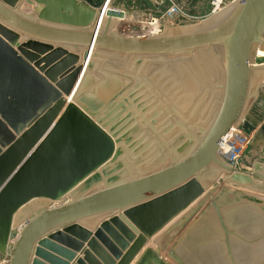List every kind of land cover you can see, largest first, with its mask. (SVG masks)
Returning a JSON list of instances; mask_svg holds the SVG:
<instances>
[{
    "label": "water",
    "instance_id": "obj_1",
    "mask_svg": "<svg viewBox=\"0 0 264 264\" xmlns=\"http://www.w3.org/2000/svg\"><path fill=\"white\" fill-rule=\"evenodd\" d=\"M108 1L0 0V260L7 264H68L85 241L73 264H129L148 237L202 193L200 175L212 163L226 173L224 181L264 193V163L245 170L218 153L223 135L242 119L251 73L261 69L254 61L264 48V0H238L212 25L141 36L109 31V19L124 11L106 7ZM22 2L36 18L19 11ZM20 33L27 38L20 40ZM63 44L81 47L80 60ZM92 47L93 57L135 55L134 66L144 55L216 59L217 109L189 151L127 175L114 126L132 115L130 100L117 96L93 118L76 98ZM253 128L252 144L264 148V120ZM67 192L59 204L18 211L34 198L52 201ZM102 213L106 217L92 229L81 223ZM150 258L167 264L150 247L135 264Z\"/></svg>",
    "mask_w": 264,
    "mask_h": 264
},
{
    "label": "rangeland",
    "instance_id": "obj_2",
    "mask_svg": "<svg viewBox=\"0 0 264 264\" xmlns=\"http://www.w3.org/2000/svg\"><path fill=\"white\" fill-rule=\"evenodd\" d=\"M195 1L199 3L194 9L201 11L196 12L198 13L195 14L196 17L184 18L181 21L171 23L170 15L167 16L165 13L166 10L164 8L160 9V7L158 10L148 0H111L112 7L122 8L124 13L120 16H112L110 24L113 27H116L117 24L118 26L128 27L126 30H120L119 28L118 30L116 28L110 30L129 35L127 34L130 33L128 31L133 30V28L137 31L139 28L135 26L140 23L151 22L152 17L158 20L157 23L159 22L158 34L186 25H204L213 15L200 16L199 13L202 14L208 6L207 0ZM163 11L165 15L159 18ZM127 14L128 16L123 18L122 21L117 19ZM143 32L145 31H142V34ZM136 34L141 35V32ZM108 54L102 53L93 57L95 64L92 67L97 66L100 70L109 67V75L106 74L97 78L90 74L91 76L86 77L79 99L89 107L99 106L105 103L108 98L109 104H111L117 96L122 95L127 96L130 100L131 103L128 106L132 115L121 117L114 126L117 129V136H119L117 143H120L123 147L119 156L122 158L125 168H127V175H137L156 169L170 163L172 161L171 154L180 157L189 151L198 141L199 136L204 133L217 109L220 93L216 91L219 89L215 85L216 76L214 74L212 77L207 75V78L203 79L197 74L195 79L196 88L191 92L185 86H181L180 81H176L177 77L171 75L167 66L175 61L168 60L167 56L144 55L142 60L134 66L135 55L126 57L110 51ZM256 61L264 63V56L257 57ZM163 64L165 69L161 68ZM197 65H200V62H197ZM263 71L258 68L251 73L247 97L242 110V119L236 124L238 137L235 140L234 138L237 136L235 135L232 140L236 145L232 157H235V154L239 152L236 158L231 159V162L241 169L251 168V137H253L251 131L254 130L253 127H256L260 120H264ZM121 85H124L123 90L116 97L111 98L114 91L117 88L119 89ZM130 91L131 96L128 94ZM245 120L254 123V126L251 129L247 128ZM189 138L192 140H189ZM232 146L234 147L233 144ZM258 152L264 156L262 146L258 149ZM220 157L228 161L224 155H220ZM222 174L225 176L226 173L215 163L210 164L201 173L202 183L212 185L209 189L215 188V192L207 191L209 195L207 196L208 193L204 195L196 205L186 210L182 218L178 220L181 226H184L185 223L189 225V221L199 217L202 212L201 210L199 213L198 210L201 208L207 209V204L215 201L217 204L222 205L225 209H221L220 216L217 213L214 214L211 210H205V213L200 214V216L207 215L208 221L211 222L210 237L205 247L199 246L200 242H198L197 236L193 239L194 242L186 239L185 234L191 231L188 230L189 232H187L186 230V233L179 231V233L184 234H179L181 238H178L176 235L180 225L176 226L177 229L167 232L169 226L158 237V246L156 245V251L165 263L209 264L213 261V259H210L211 256V258H219L222 263H224L225 258L227 264H251L250 242L252 237L256 236L255 240L253 239V241H256L264 234V193L251 190L234 182L224 181L223 176L221 177ZM101 184H105V182ZM97 186L98 184L94 187ZM245 195L253 198H248ZM35 201H38L39 205L42 203L43 206L49 202L48 199L43 198L32 199L25 203L19 211L26 213L27 209L31 207L29 204ZM229 203L232 204L228 205ZM42 205L37 207L36 210ZM180 220H182L181 223ZM241 222L242 224H240ZM243 226H245V230L240 228ZM250 227L254 235H251ZM239 233H244V235L239 236ZM235 234H237V237ZM260 241H264V239L261 238ZM242 242L243 246H241ZM188 244L190 253L183 254L182 252ZM245 247L248 250L245 253L247 258H243L242 255L236 253V250L245 249ZM177 249L181 251H177ZM170 250L173 251L172 254H169ZM218 253L221 256H218ZM234 258H237L239 262L236 263ZM258 264H264V259H260Z\"/></svg>",
    "mask_w": 264,
    "mask_h": 264
},
{
    "label": "crops",
    "instance_id": "obj_3",
    "mask_svg": "<svg viewBox=\"0 0 264 264\" xmlns=\"http://www.w3.org/2000/svg\"><path fill=\"white\" fill-rule=\"evenodd\" d=\"M108 6L109 7H112V5L110 4V1H109V4H108ZM107 6V7H108ZM24 7H27L26 9L24 8ZM19 11H21L22 13H25L26 15H29V16H31V17H37V15H36V12H34V11H32L27 5H25L24 4V2H22L21 3V5L19 6ZM122 9V8H121ZM128 16V14L126 15V16H124V17H119V18H117L119 21H122V19L123 18H125V17H127ZM106 18V17H105ZM110 20V19H109ZM115 25V24H114ZM110 26H111V29H113V25L112 24H110ZM110 26H109V31H110ZM25 38H27V36H24L22 33H20V37H19V39L20 40H22V39H25ZM63 46H65L67 49H69V50H71V51H76L77 52V54H78V56H79V60H80V58H81V47H77V46H73V45H66V44H63ZM48 52H49V50H46V51H44L43 53H39V56L40 57H43V56H45L46 54H48ZM104 53H106V54H108L109 52H104ZM109 55V54H108ZM95 57V56H94ZM94 59V58H93ZM42 64V63H41ZM93 64H95L94 62H93ZM93 64L92 65H90V66H88V68H87V70H86V73H85V76H84V78H83V80H82V82H81V84H80V86L78 87V89H77V92H76V98H77V100L81 103V104H83L82 103V101L79 99V95L81 94V91H82V88H83V83H84V81H85V79H86V77H89V76H91L92 74L95 76V77H97V78H99V77H102V76H104V75H109V67L107 68V69H103V70H100V68L98 69V67L97 66H95V67H92L93 66ZM92 67V68H91ZM164 68L165 67V65H162L161 66V68ZM165 69V68H164ZM167 69L169 70V72L171 73V75H173V76H175V77H177V79H176V81H180V83H181V86H185L186 87V89L188 90V91H194V88H196V83H195V78L190 74V72L182 65V64H174V65H169V66H167ZM166 69V70H167ZM167 70V71H168ZM165 71V70H164ZM41 72H43V71H41ZM91 74V75H90ZM121 88V89H120ZM120 88L118 89H116L115 91H114V93H113V95H112V97L111 98H113L114 96H115V94L117 93V92H119V91H122L123 90V88H124V85H121L120 86ZM62 96L63 97H65L66 98V95L62 92ZM122 96H124V95H122ZM110 98V99H111ZM114 102V101H113ZM112 102V103H113ZM111 103V104H112ZM131 103V102H130ZM111 104H109V98L106 100V102L105 103H102L101 105H99V106H96V107H89V106H87V105H84L83 104V106L85 107V108H87V110L91 113V115H93V118H95V117H97L98 115H100L101 113H103L107 108H109V106H111ZM128 108H129V106H128ZM60 112H61V110H60ZM125 116V115H124ZM124 116H120L119 118H117L116 120H120L121 119V117H124ZM117 121V122H118ZM262 120H260L257 124H259L260 122H261ZM255 130V129H254ZM253 134H254V132H253ZM251 146H252V151H251V153H250V155H251V161H250V164H253L254 163V161L255 162H259V163H264V156L263 155H260L259 154V152H258V149H260V147H261V144L259 143V144H257V145H255V144H252V142H251ZM2 148H4V147H2ZM262 167H260V169H261ZM251 169V168H250ZM245 170H249L248 168H245ZM261 170H263V169H261ZM204 185V192L202 191V193H200L198 196H196L192 201H190L184 208H182L179 212H177L173 217H171L164 225H162L157 231H155L150 237H149V239H148V242H147V244L144 246V248L140 251V253L135 257H133L132 258V260L129 262V264H135L136 262H137V260L139 259V257L145 252V250H146V248L147 247H150V248H155V250H157V247H156V245H157V242H158V237H160L161 235H162V233L169 227V226H171V225H173L174 223H176V222H178V220L179 219H181V217H182V215H183V213L186 211V210H188L192 205V203L194 202V200L197 198V197H200L202 194H205V193H207V191H208V189L212 186V185H205V184H203ZM34 199H40V197L39 198H34ZM42 199V198H41ZM43 199H45V198H43ZM31 201V200H30ZM195 204V203H194ZM194 204H193V206H194ZM42 205V204H41ZM196 205V204H195ZM41 208V207H40ZM39 208V209H40ZM30 210H36V208H34V207H31L30 208ZM19 211V210H18ZM205 213V212H204ZM203 214V213H202ZM27 215H29V214H27ZM106 215H107V213H102V214H99V215H93V216H91V217H88V218H86V219H83L82 221H81V223L82 224H84L86 227H88V228H94V227H96L97 225H98V222L101 220V219H103V218H105L106 217ZM210 221H208V219H207V215H203V216H200V214H199V217H197V218H193L192 220H190L189 221V225H188V223H185V225L183 226H180L179 227V229H178V233H177V237L179 238L180 236H179V234H184V233H186V230H187V232H189V231H191V232H189L188 234L186 233L185 234V236H186V239H190V240H192L193 241V239H195L196 238V236H197V238H198V242H200L199 244V246H204L205 247V245H206V243H207V241H208V239H209V231H210ZM203 224V225H202ZM240 224H242V222L240 223ZM187 225H188V227H187ZM201 226V227H200ZM59 228H61V227H59ZM239 228V227H238ZM241 229H242V227H240ZM189 230V231H188ZM179 231H182V232H184V233H179ZM251 235H254L253 234V230L251 229ZM240 235L239 236H242V235H244V233H239ZM173 236V235H172ZM235 236L237 237V234H235ZM258 236V235H257ZM176 237V238H177ZM256 237V236H255ZM254 236L252 237V241L250 242V248H251V252H252V262H251V264H258L259 263V261H260V259H264V241H260V239L262 238V239H264V234L263 235H261V237L260 238H257L256 239V241H253V239L255 238ZM181 238V237H180ZM203 240V241H202ZM255 240V239H254ZM206 241V242H205ZM245 241V240H244ZM243 241V242H244ZM194 242V241H193ZM243 242L241 243V246H243L244 244H243ZM255 242H257V243H255ZM158 246V245H157ZM86 247V241L84 242V244H83V246H82V248L80 249V250H76L75 251V255H74V257L72 258V259H68V264H73L75 261H76V259H77V257H82L83 256V249ZM179 249H177V251H178ZM179 251H181V250H179ZM248 252V250L246 249V247H245V249H240V250H236V253H238V254H240V255H242L243 256V258H247V256H246V254L245 253H247ZM161 253V252H160ZM183 254H185V253H190V251H189V244H188V246H187V248L186 249H184V251L182 252ZM159 254V253H158ZM33 256H35L34 254H33V252L31 253V256H30V258H32ZM256 257V259H254ZM134 259V260H133ZM235 259V262L236 263H238L239 262V260H237V258H234ZM240 259H241V257H240ZM44 262H47L46 260H44V259H42ZM150 260V262H154V260L152 259V258H150L149 259ZM226 262V261H225ZM47 264H51V263H49V262H47ZM153 264V263H152Z\"/></svg>",
    "mask_w": 264,
    "mask_h": 264
},
{
    "label": "bare ground",
    "instance_id": "obj_4",
    "mask_svg": "<svg viewBox=\"0 0 264 264\" xmlns=\"http://www.w3.org/2000/svg\"><path fill=\"white\" fill-rule=\"evenodd\" d=\"M109 1H111V0H109ZM109 1H108V3H107V5H106V7L108 6V4H109ZM24 4L25 5H27L30 9H31V5H29L28 3H26V2H24ZM233 5V3L232 4H229V5H227L226 7H224L223 9H221L220 11H218L217 13H215V14H213V16L211 17V19H209L208 21H207V23H205L204 24V26H207V25H212L213 23H215L218 19H220V17L226 12V11H228V9H229V7L230 6H232ZM25 9L27 8V7H24ZM27 10V9H26ZM32 10V9H31ZM33 11V10H32ZM223 13V14H222ZM105 10L103 11V16H102V18H104L105 19ZM127 21V20H126ZM157 19H153L151 22H144V23H140V24H138L137 26H135V27H137V28H139L137 31H135V28H133V30H131V31H128V32H130V33H127V34H129V35H135L136 33H140L141 32V35H142V31H145V32H143V35H145V34H148V35H154V34H158V31H159V28H158V23H157ZM124 24V23H123ZM116 26V25H115ZM128 27V26H127ZM126 26H118V24H117V26L116 27H113V28H116L117 30H118V28L121 30V29H125L126 30V28H127ZM134 27V26H133ZM132 28V27H131ZM110 29H111V26H110ZM111 31V30H110ZM163 32V31H162ZM141 35H135V36H141ZM94 50H95V47H92V49H91V51H90V53H89V55H88V58H87V60H86V65H85V70H84V73H83V75H82V78H81V81H80V84H81V82H82V80H83V78H84V76H85V73H86V70H87V68H88V65H89V62L92 60V58H93V55H94ZM256 56H258V57H262V56H264V48H258L257 49V51H256ZM200 57V58H199ZM203 59V57L202 56H200V55H194L192 58H189V59H187L186 61H181V60H175V62H171V65H174V64H182L189 72H190V74L196 79L197 77H196V75L198 74L200 77H202L203 79L206 77L207 78V75L210 77H212V76H216L217 77V70H216V68H217V65H216V59H213V60H211L210 59V56H208L207 54H206V57H205V61H203L202 60ZM197 60H199V61H197ZM197 62L199 63L200 62V65H197ZM255 64H257L256 66H260L261 67V70H263L262 68V66H264V63L262 62V63H259V62H257L256 61V59H255ZM164 65V64H163ZM264 72V71H263ZM262 72V74H263V76H264V73ZM214 74V75H213ZM218 93H220V90L219 89H217L216 90ZM68 98V97H67ZM254 124V123H253ZM252 133L254 132V130L253 131H251ZM238 134V128H237V126H236V124H232L231 126H230V128H229V130L227 131V133L226 134H224L223 135V139L222 140H220V143H219V146H218V153H219V155H224L225 157H227V159H229V158H232V156H234V150H235V148H236V145L232 142V140H233V137L235 136V135H237ZM252 138V137H251ZM232 144L234 145V147L232 146ZM237 154V153H236ZM235 154V155H236ZM223 176V174L221 175V177ZM103 182H105L104 181V179L102 180V181H100L98 184H101V183H103ZM211 189H209L208 190V192L210 191ZM204 192V191H203ZM207 192V193H208ZM215 192V188H213L212 190H211V193H214ZM207 193H205V194H202L200 197H197L195 200H194V202L191 204L192 206H193V204L195 203H198L200 200H201V198L204 196V195H206ZM211 193H210V195H211ZM209 195V193L207 194V196ZM70 197V194L67 192L66 194H64L62 197H60V198H58V199H56V200H52V201H49L51 204H53V205H56V204H59V203H61L63 200H65V199H67V198H69ZM36 204V205H35ZM42 204V203H41ZM41 204L39 205V202L38 201H35V202H31V204H29V205H31V207H34V208H37V207H39V206H41ZM194 204V205H195ZM230 204H232V203H229L228 205H230ZM208 206H207V209H200V210H198L197 212H199L200 213V211L202 210V212L200 213V214H202V213H204L205 212V210H211L214 214H219V216L221 215V213H220V211H221V209L223 208V206L222 205H219V204H217V202H211V203H209V204H207ZM227 205V206H228ZM191 206V207H192ZM30 207V208H31ZM190 207V208H191ZM226 207V206H225ZM215 210V211H213V210ZM223 209H225V208H223ZM28 210V209H27ZM247 210V209H246ZM249 211V210H248ZM252 211V210H251ZM21 212V211H20ZM22 213V212H21ZM212 215V214H211ZM239 215V214H238ZM183 216V215H182ZM182 218V217H181ZM239 220V219H238ZM182 222V220H180V223ZM178 225H180L179 224V222H176V223H174L173 225H171L169 228H168V231L167 232H171L173 229H177V227L176 226H178ZM203 225V224H202ZM181 226V225H180ZM179 226V227H180ZM176 227V228H175ZM178 227V228H179ZM201 227V226H200ZM243 228V230H245L244 228H245V226H243L242 227ZM250 229H251V227H250ZM148 239H149V237L147 238V240H146V242L143 244V246L139 249V251L136 253V255H135V257L140 253V251L144 248V246L147 244V242H148ZM203 241V240H202ZM206 242V241H205ZM216 246V245H215ZM218 256H221V254L220 253H218ZM210 259H213V261H211L209 264H227L225 261H227V259H225L224 258V263H222L221 261H220V259L219 258H216V257H214V258H211V256H210ZM134 260V259H133ZM223 260V259H222ZM7 258H2L1 260H0V264H7ZM157 264L156 262H150V260H145L142 264Z\"/></svg>",
    "mask_w": 264,
    "mask_h": 264
},
{
    "label": "built area",
    "instance_id": "obj_5",
    "mask_svg": "<svg viewBox=\"0 0 264 264\" xmlns=\"http://www.w3.org/2000/svg\"><path fill=\"white\" fill-rule=\"evenodd\" d=\"M148 1H150V3L158 10L159 7L160 9L164 8L166 10L165 11L166 15L167 16L170 15L169 19L171 23L174 21H181L184 18H191V17L194 18L196 17L195 14H198L196 12H201L200 10L198 11L194 9L196 5L199 3L198 1L195 0H148ZM236 1L238 0H207V5H208L207 8L203 10L202 14L199 13V15L202 17H208L214 13H217L227 5L235 3ZM165 13L163 11L162 15L159 18H162L165 15ZM152 19H156V18L152 17ZM237 137L238 135L234 139L236 140ZM222 139L223 137L221 138V140ZM238 152L235 157L229 158L227 160L231 161V159L236 158L238 156ZM233 164L235 165V163Z\"/></svg>",
    "mask_w": 264,
    "mask_h": 264
}]
</instances>
